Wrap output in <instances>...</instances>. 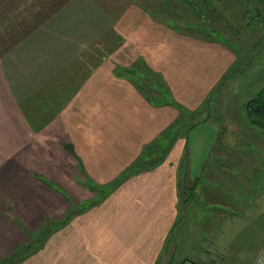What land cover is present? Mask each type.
Masks as SVG:
<instances>
[{"label": "crops", "instance_id": "1", "mask_svg": "<svg viewBox=\"0 0 264 264\" xmlns=\"http://www.w3.org/2000/svg\"><path fill=\"white\" fill-rule=\"evenodd\" d=\"M144 14L143 22H130L129 27L134 29L137 25L143 29L141 36L145 38L146 51L153 69L164 79L169 97L164 102L154 96L147 99L146 109H152L155 115L146 119L147 125L142 127L143 133L136 139L152 144L159 141L165 131L164 122L172 123V129L178 134L163 162L167 167L163 166L155 173L131 176L123 182L118 181L121 171L135 161L141 149L132 150V146L120 141L119 137L111 140L110 132L115 125L109 122L112 117H117V108L123 104L118 105L115 97L113 104L109 102L106 107V103L96 99L97 94L82 106L79 99L82 90L79 89V94L76 88L69 93L66 91L65 95L64 91H59L51 97L47 93L52 92L48 90L59 87L49 86L51 81L48 80L39 84L43 86L42 91H35L31 84L26 93H21L13 81L4 77L0 54V261L13 254L14 246L28 242L30 234L35 235L37 229L50 228L49 232H43L51 239L47 246L58 243L60 240L54 235L59 234L60 245L66 246L63 252H70L67 243L73 238L79 248L81 244L83 249L85 247L83 251L95 259L94 251L114 252L124 245L122 241L129 242L132 232L129 227L137 228L143 234H148L144 228L152 227L155 243L138 253L139 264H156L158 257H163L164 236L171 231L173 238L186 239L188 246L191 237L196 235L194 228L195 231L203 229L204 238H220L225 245L222 248L239 255L241 263L264 264V185L259 186L264 180V170L259 172L263 179L255 185L256 191L235 186L239 184L236 176L239 181L248 176L246 181L252 183L249 175L255 169L247 165L260 164V161L251 160L255 155L245 153L238 140L213 142L212 151L199 155L202 164H208L207 158L220 164L221 169H216L224 172V176L219 174L220 182L210 181L209 186L214 190L208 191L209 198L205 202L196 203L197 192L204 188L202 183L197 191H189L188 200L184 198L185 186L192 187L196 177L204 179V170L190 176L188 167L184 173L181 167L190 130L195 126V111L209 99L213 109L208 110V119L215 117L220 124L219 120L222 121L224 116L238 115V110L233 109L235 113H231V107L224 108L219 103L224 100L223 89L231 80V75L227 77V74L240 61L241 52L219 39L198 37L157 21L150 13ZM74 89L76 93H73ZM73 94L78 96L77 109L69 112L68 98ZM134 95L140 98L137 93ZM211 96L213 101H210ZM57 101L61 103L60 108ZM51 105L59 113L53 111ZM185 110L189 111L188 115ZM243 112L242 116L238 115L240 118L248 116L246 109ZM105 113L109 115L108 123L102 129L108 131L107 140H101L100 117ZM61 158L68 165H64ZM216 169L206 173V178L216 177ZM101 185H106V189L101 190ZM100 191H106V194H100ZM84 203L88 204L82 206ZM81 206L83 210H74ZM181 210L188 212L187 216L181 215ZM75 212L76 217L72 216ZM146 212H149V218L145 220L142 217ZM194 212H198V216L193 215ZM51 222L54 224L48 226ZM191 252L195 256L188 255L190 249L183 250L175 264L184 263L189 256L197 264L203 255H197L198 249ZM202 253L207 252L203 250ZM175 254L177 247L173 248L167 264H173ZM106 259L108 264L110 260L114 264V253ZM116 264L122 263L118 260Z\"/></svg>", "mask_w": 264, "mask_h": 264}, {"label": "rangeland", "instance_id": "2", "mask_svg": "<svg viewBox=\"0 0 264 264\" xmlns=\"http://www.w3.org/2000/svg\"><path fill=\"white\" fill-rule=\"evenodd\" d=\"M228 1L229 12L219 14L220 17H227L226 21L207 18L205 26L199 27L200 19L194 15L196 2L190 5L185 0H0V54L4 63L3 75L7 80L13 81L21 93H26L31 84L35 91H42L43 86L39 84L45 80L51 81L49 86L59 87L54 91L53 89L48 90L52 92V94L47 93L51 97L58 95L59 91H64L65 95L66 91L69 93L73 88L78 89L79 94L82 90L79 96L82 106L88 103L93 95L98 94L96 99L101 103H106V107L109 102L113 104V99L116 97V103L118 105L122 103L123 106L117 108V117H112V121L109 122L115 125L110 132L111 140L119 137L120 141L129 143L132 150L137 151L141 148L135 161L121 171L118 181L123 182L131 176L145 172L155 173L166 166V162L164 164L163 162L166 160V154L172 149L171 145L178 131L172 129V123L167 125L164 122L165 131L161 133L162 137L159 141L152 144L142 143L136 139L143 133L142 127L147 125L146 119L155 115L152 109H146V103L149 104L147 99L154 96L158 101L164 102L169 94L164 79L153 69L151 57L146 51V43L143 42L145 38L141 36L143 29H139L137 25L131 29L129 23L143 22L145 19H142L146 17L144 13L147 12L157 21L165 24L168 21L172 22L171 26L187 30L186 32L192 31L198 37L228 39L241 47L243 50H240L241 55L238 56L240 61L234 67L235 70L233 69V72L237 74L230 76L231 80L226 84L222 93L225 98L220 101L219 105L224 108L231 107V113L238 110V115L242 116L243 110L246 109L249 112L248 107L250 108L252 98L264 88V42L258 44L260 36L258 34H261L263 30L260 28L256 32L254 25L248 30H243L253 16H258L256 19H259V16L264 17L262 13L264 4L262 8L255 6L256 11L247 12L246 0ZM198 2L202 4V0ZM223 3H225L224 0ZM219 8L221 9L220 6ZM130 12L133 13L130 15ZM136 13L139 14L135 15ZM256 23L258 22L252 24ZM60 78L62 81H59ZM76 91L74 89L73 93ZM134 93H137L140 98H137ZM20 96L22 99L23 94ZM77 98L76 94L68 98L69 112L77 109ZM208 101L209 99L197 108L194 121L191 119L194 113H191L189 117L197 124L194 129L190 130L189 142L184 149L188 155L184 153L182 156L183 173L186 166H188L190 176L204 170V179L202 177L201 180L204 188L197 192V204L205 202L209 198L208 191L214 190L209 186L210 181L220 182L219 174L224 176V172L216 169H221L220 164L210 158L206 159L209 161L208 164H202V159L199 157L202 153L213 150L214 147L211 149L213 142L225 139V142L232 143L233 140H238L239 146H243L245 153L255 155V159L251 160L260 161V164L247 165L255 169L252 175H249L252 183L250 180L246 181L248 176H245V180L240 178V181L236 176L239 184L235 186L238 189L256 191L255 185L263 179V175L259 172L264 170V120H258V116L250 110L248 116H243V118L236 114H231L229 117L224 116L222 121L219 120L221 125L224 123L221 126L217 123V118L208 119L207 112L213 109ZM210 101H213L212 96ZM52 103L55 104L54 101ZM57 103L60 108L61 103L59 101ZM52 109L59 113L54 106ZM185 112V115H188L189 111L185 110ZM108 116L105 113L104 117H100L101 140H107L108 131H103L102 128L108 123ZM198 118L200 120L197 121ZM214 128H217V131ZM181 129L183 130L182 127ZM95 133L98 134V132ZM135 139L138 140V144H135ZM216 150H219V147ZM61 161L64 165H68L65 159L61 158ZM214 169L217 171L214 174L217 178L213 176L206 178V173ZM261 185H264V180ZM104 189L106 185H101V190ZM185 192L187 193L184 198L188 200L189 191ZM100 194L105 195L106 191H100ZM191 203L189 207L192 208ZM79 209L81 208L74 210L78 212ZM196 209H198L197 206ZM189 211L192 214V210ZM77 212L72 216L76 217ZM187 213L181 210V215L186 214L187 216ZM193 215L198 216V212H194ZM54 218L55 215H53ZM69 218L70 215L67 219ZM142 218L148 219L149 212H146ZM184 219L187 220V217ZM53 224L54 222H51L48 226ZM144 229L148 230V234L141 233L137 228L129 227L132 231L129 233V242L122 241L124 245L114 252L94 251L95 259H92L90 253L83 251L85 247L83 249L81 244L79 248L73 238L67 243L70 252L67 251L68 254L63 252L66 246L60 245L61 236L59 234H55L54 237L56 239L57 236L60 241L49 243L47 246V241L51 239L50 236L43 235V232H47L50 228L37 229L35 235L30 234L28 242L14 246L13 254L1 260L0 264H108L106 258L110 253H114V264L118 260L122 264H139L136 256L152 242L155 243V229L152 227ZM171 233L172 231L164 236V255L158 257L156 264L169 263L172 250L176 247L177 254H175L173 264L180 259L183 250L187 249H190L191 253L188 255L195 256L191 250L196 249L199 251L197 255H203L202 259L199 258L196 262L197 264H243L239 260V255L228 251L227 248L226 250L222 248L225 245H222L220 238H204L203 229L195 231L194 228L196 235L191 237L188 246L185 245L186 239L173 238ZM222 240L225 241L226 237ZM237 248L239 250V247ZM203 250L207 252L205 255L202 253ZM194 262L192 256H189L188 260L180 264H195ZM109 263H112L111 260Z\"/></svg>", "mask_w": 264, "mask_h": 264}, {"label": "trees", "instance_id": "3", "mask_svg": "<svg viewBox=\"0 0 264 264\" xmlns=\"http://www.w3.org/2000/svg\"><path fill=\"white\" fill-rule=\"evenodd\" d=\"M185 1L188 2L189 4L190 3L193 4V3L196 2L194 4V10H195L194 15L196 17H199L200 23L203 24V25H201L199 23V25H198L199 27L205 26V22H206V19L207 18H210V20L211 19L212 20L213 19L214 20L221 19L223 21H226L228 19L227 17L223 18V17H220V15H219V14H223V13H228L229 12L230 9H229V1L228 0H224V2L226 4L223 3V0H202V4H200L198 2V0L197 1L195 0V2L193 0H185ZM246 1H247L246 5L248 7V8H246V11L247 12H251L252 10L253 11H256V7L257 6H260V8H262L261 6L264 4V0H253V1L252 0H246ZM219 6L221 7V9L219 8ZM262 13L264 14V12H262ZM253 17H254V19H253ZM253 17L251 19L249 18L250 20H249L248 24L246 25V27H244L243 30H245V29L248 30V28H252L253 25L256 26V27H258V28L254 27V30L256 32H258L257 29L260 30V28H261L263 30V32L261 34H258L257 33L258 35H260L259 36V40H258V44H261L262 42H264V17H261L260 18V16H259V19H256V18H258V16H253ZM232 19H235V18H232ZM235 20H237V19H235ZM254 22H258V23L252 24ZM167 24L168 25H173V23L172 22H169V21L167 22ZM209 27H210V25H209ZM183 31L186 32L187 30H183ZM190 32H192V31H190ZM192 33H194V32H192ZM239 34H241L240 30H239ZM212 38L219 39L220 41H223V42L227 43L229 46L233 47V49L236 52L237 51L239 52L240 50H243L241 47L236 46L235 44H233L232 42H230L228 39H222L221 40L220 38H216V37H212ZM232 71H231V73L227 74V77L229 75H234V72H232ZM249 106H250V108L248 107L249 112L253 111L251 113H255L258 116L257 117L258 120H264V88L261 89L260 91H258V93L252 98V100L250 101V105ZM255 114H253V115H255ZM196 124L197 123H195V125ZM200 183H201V179L198 177V178H196V182L194 183V185L192 187H190V188H188L186 186L184 187L185 188V191H191V192L197 191L198 186H199ZM259 186H263V185H261V183H260ZM82 206H81V209L84 208ZM81 209H79V211Z\"/></svg>", "mask_w": 264, "mask_h": 264}]
</instances>
